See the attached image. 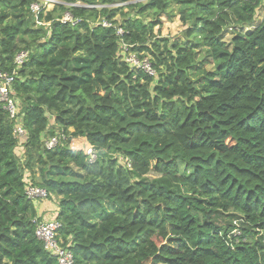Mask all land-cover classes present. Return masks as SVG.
I'll return each mask as SVG.
<instances>
[{
	"label": "trees",
	"instance_id": "trees-1",
	"mask_svg": "<svg viewBox=\"0 0 264 264\" xmlns=\"http://www.w3.org/2000/svg\"><path fill=\"white\" fill-rule=\"evenodd\" d=\"M35 1L0 0L1 68L28 52L13 82L21 152L0 103V264H57L27 184L55 198L74 264H264L260 0H58L37 13ZM176 13L182 40L157 36ZM121 43L155 75L131 68Z\"/></svg>",
	"mask_w": 264,
	"mask_h": 264
},
{
	"label": "built area",
	"instance_id": "built-area-1",
	"mask_svg": "<svg viewBox=\"0 0 264 264\" xmlns=\"http://www.w3.org/2000/svg\"><path fill=\"white\" fill-rule=\"evenodd\" d=\"M264 0H260V3ZM58 0H36L31 4V9L33 12L37 13L41 10H50ZM60 21L62 23H70L72 25L77 24L80 20L78 18H73L69 12H65L61 17ZM102 26H109L107 20L102 19L100 21ZM118 34H122V30L118 29ZM121 53L124 60L129 64L131 68L141 69L150 76H154L155 72L151 68L149 61L139 59L135 53L129 52L128 47L124 43H121ZM28 58L27 51H20L15 55L14 58V69L10 72L5 71L0 65V103L6 110L8 117L13 120V135L17 139V149L22 150L23 142L26 140L27 132L22 126V114L20 111V102L14 96L13 93V82L17 77L18 69L24 61ZM122 58V59H123ZM63 135L60 133H55L49 136L44 141V146L46 149L54 148ZM22 155V154H21ZM87 159L93 162L96 158V153L91 146L86 148ZM25 196L27 199L31 200L35 207L46 200L49 199V194L46 189L35 185L27 184L25 187ZM55 215L50 214H40L32 219L35 225L34 233L36 238L41 241L43 249L54 256L57 260V264H74V258L72 250L69 245H64L62 241L58 238V229L61 227V222L55 217ZM237 229L233 231V235L238 234ZM264 243V240H263Z\"/></svg>",
	"mask_w": 264,
	"mask_h": 264
},
{
	"label": "rangeland",
	"instance_id": "rangeland-1",
	"mask_svg": "<svg viewBox=\"0 0 264 264\" xmlns=\"http://www.w3.org/2000/svg\"><path fill=\"white\" fill-rule=\"evenodd\" d=\"M263 16H264V3L262 1L259 5L258 14H257V17L255 19V22L252 24V27L255 26L256 24H258L263 19ZM116 19L118 21L121 20L120 17H117ZM186 24H188V23L184 24L183 22H181V20L179 19L178 13H176L173 16H168L166 14H162L160 17V24L155 26L154 33L157 36L168 37L170 39L174 38V37H178L180 40H182L181 32L186 27ZM252 27H249V29H251ZM231 35H232V30L230 28H227L222 32V34L220 35V38L222 40H224L226 43H230ZM204 55H205V52L200 49L198 51V65L199 64H200V66L205 65V67L209 68V66L211 64H209L208 61L205 60ZM149 59H150V57L147 55L143 57V60L148 61ZM118 161L124 165L127 163V160L121 156H118ZM76 172L78 174L81 173L78 170H76ZM153 176L154 175H152V174L149 175V177H153ZM51 200H53V198H51ZM54 202H56L55 198H54Z\"/></svg>",
	"mask_w": 264,
	"mask_h": 264
},
{
	"label": "crops",
	"instance_id": "crops-1",
	"mask_svg": "<svg viewBox=\"0 0 264 264\" xmlns=\"http://www.w3.org/2000/svg\"><path fill=\"white\" fill-rule=\"evenodd\" d=\"M36 209H37V212L40 214H43V215L50 214L52 216L57 213L58 205H57V202H54V199L53 200L48 199L40 203Z\"/></svg>",
	"mask_w": 264,
	"mask_h": 264
}]
</instances>
